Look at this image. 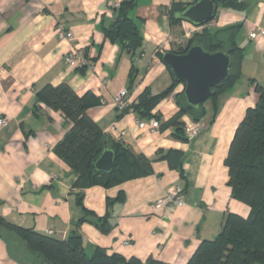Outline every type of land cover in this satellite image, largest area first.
Masks as SVG:
<instances>
[{
    "label": "crops",
    "instance_id": "0c3cea01",
    "mask_svg": "<svg viewBox=\"0 0 264 264\" xmlns=\"http://www.w3.org/2000/svg\"><path fill=\"white\" fill-rule=\"evenodd\" d=\"M123 1L0 0V214L12 225L57 240L78 235L89 255L101 248L126 260L188 264L202 242L222 232L229 214H250L247 205L232 197L225 160L247 110L255 107V86L264 85V37H250L264 29V0H249L244 13L218 8L209 30L241 25V76L219 98L217 110L205 105L201 136L185 142L173 137V129L152 133L140 128L139 121L151 120L134 112L122 115L114 99L125 88L133 104L146 90L156 96L173 86L161 57L179 47L177 41L191 24L172 26L168 11L175 2L189 6L198 0H136L129 17L143 45L134 59L122 43L105 35ZM60 26L72 31V40L58 38ZM75 50L88 59L87 66L65 62ZM63 84L80 97L92 93L101 99L89 117L110 142L150 160L151 174L110 188L75 187L80 175L57 152L73 125L38 99L47 86ZM183 90L177 85L152 115L163 122L176 115L175 96ZM161 149L184 153L185 179L158 160ZM172 188L182 191V206L157 209L156 203ZM0 264H20L2 239Z\"/></svg>",
    "mask_w": 264,
    "mask_h": 264
},
{
    "label": "trees",
    "instance_id": "16d2710c",
    "mask_svg": "<svg viewBox=\"0 0 264 264\" xmlns=\"http://www.w3.org/2000/svg\"><path fill=\"white\" fill-rule=\"evenodd\" d=\"M214 2L218 8L221 6L240 13L246 12L249 8V0ZM136 5V0H124L118 8L114 24L105 30L106 37L112 42L122 43L124 50L132 59L143 45L136 25L129 17V12ZM187 7L181 3L172 4L168 11L172 26L184 22L178 16ZM240 30L241 25L216 31L205 27L200 33H195L184 46L172 51L181 55L186 54L194 44H199L208 52L224 51L232 57L230 79L221 88L213 89V95L208 100L215 110L218 108L219 98L232 88L241 76L244 55L243 49L237 44ZM134 67L133 64V70ZM173 80V86L165 93L153 96L146 90L138 97L137 102L130 104L121 114L132 111L142 119L156 120L160 124V131L173 129V137L185 142L188 138L183 119L188 116L199 123L206 115L205 104L208 101L200 109H194L186 104L183 90L175 96L178 113L163 122L162 117L152 115V111L172 95L177 85L182 84L174 77ZM255 94V107L247 110L236 130L225 160L232 197L247 205L250 214L247 218L229 214L222 232L213 241L202 242L188 264H264V85L257 84ZM38 99L48 108L61 112L73 125L58 145L57 152L80 175L75 187L103 184L110 188L151 174L150 160L136 156L120 142H110L100 126L89 117L88 111L91 108L102 105L101 99L94 94L87 93L80 97L69 85L63 84L57 87L47 86L39 93ZM105 141H108V149L115 153L114 169L110 174L99 172L94 167L105 149ZM157 157L158 160L167 162L170 169L179 171L181 177L185 179L182 151L161 149L157 152ZM79 200L82 203L81 196ZM112 204L113 201L109 200L108 206ZM0 239L7 244L11 258L20 264H164L153 259L146 263L137 258L126 260L118 254L109 255L101 248H97L89 255L83 247L82 238L78 235L64 241L57 240L12 225L1 214Z\"/></svg>",
    "mask_w": 264,
    "mask_h": 264
},
{
    "label": "water",
    "instance_id": "95a60500",
    "mask_svg": "<svg viewBox=\"0 0 264 264\" xmlns=\"http://www.w3.org/2000/svg\"><path fill=\"white\" fill-rule=\"evenodd\" d=\"M217 12L218 6L214 0H198L189 5L178 18L199 28L214 20ZM161 61L175 80L184 85L185 102L194 109H200L213 95V89L221 88L232 74L233 59L228 53H211L199 44H194L186 54L167 52ZM107 142L94 167L99 172L110 174L114 169L115 153L108 149Z\"/></svg>",
    "mask_w": 264,
    "mask_h": 264
},
{
    "label": "built area",
    "instance_id": "2783aa9c",
    "mask_svg": "<svg viewBox=\"0 0 264 264\" xmlns=\"http://www.w3.org/2000/svg\"><path fill=\"white\" fill-rule=\"evenodd\" d=\"M210 24L211 22L208 25L199 27V28L190 25L191 26L190 29L185 31L182 39L177 41V45L179 47L184 46L185 39H189V37L192 34L204 29L205 27H210L211 26ZM57 34L60 40H72L73 39L72 31L69 29L67 30L64 26H60L58 28ZM250 37L254 40H257L260 37H264V29L252 32L250 34ZM65 62L69 65H75L78 67H84L88 65V59L81 52L76 51V50L66 55ZM128 94L129 92L127 91V89L124 88L119 92V94L114 99L115 106L117 110H119L120 112L127 109L130 105L129 100H128ZM138 124L140 128L142 129L147 128L152 133L157 132L160 127L159 122L156 120H151L150 123L139 121ZM3 125H7V121H3ZM185 131H186V136L190 141L196 140L202 134L201 126L199 125V123L194 122L193 120L186 123ZM125 134H126L125 132H122L121 136L124 137ZM182 204H183L182 191L178 188H172L168 191V193L163 199H160L156 203L155 207L157 209L169 210L175 205L182 206Z\"/></svg>",
    "mask_w": 264,
    "mask_h": 264
},
{
    "label": "rangeland",
    "instance_id": "374dc122",
    "mask_svg": "<svg viewBox=\"0 0 264 264\" xmlns=\"http://www.w3.org/2000/svg\"><path fill=\"white\" fill-rule=\"evenodd\" d=\"M210 103H211V102H210V101H208V102H207L205 105L208 107V106L210 105Z\"/></svg>",
    "mask_w": 264,
    "mask_h": 264
},
{
    "label": "bare ground",
    "instance_id": "6f19581e",
    "mask_svg": "<svg viewBox=\"0 0 264 264\" xmlns=\"http://www.w3.org/2000/svg\"><path fill=\"white\" fill-rule=\"evenodd\" d=\"M186 43V42H185Z\"/></svg>",
    "mask_w": 264,
    "mask_h": 264
}]
</instances>
